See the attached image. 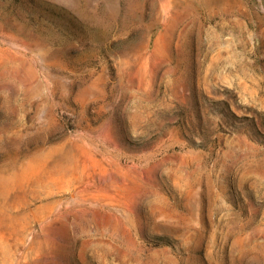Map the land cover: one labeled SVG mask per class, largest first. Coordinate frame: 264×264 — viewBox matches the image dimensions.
<instances>
[{"label":"rangeland","instance_id":"374dc122","mask_svg":"<svg viewBox=\"0 0 264 264\" xmlns=\"http://www.w3.org/2000/svg\"><path fill=\"white\" fill-rule=\"evenodd\" d=\"M0 264H264V0H0Z\"/></svg>","mask_w":264,"mask_h":264},{"label":"water","instance_id":"95a60500","mask_svg":"<svg viewBox=\"0 0 264 264\" xmlns=\"http://www.w3.org/2000/svg\"><path fill=\"white\" fill-rule=\"evenodd\" d=\"M164 1V0H163Z\"/></svg>","mask_w":264,"mask_h":264}]
</instances>
